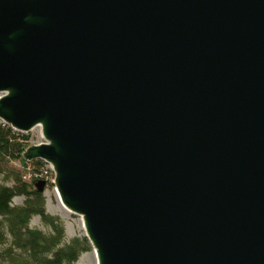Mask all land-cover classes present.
Instances as JSON below:
<instances>
[{"label": "water", "instance_id": "95a60500", "mask_svg": "<svg viewBox=\"0 0 264 264\" xmlns=\"http://www.w3.org/2000/svg\"><path fill=\"white\" fill-rule=\"evenodd\" d=\"M0 94L97 264H264V0H0Z\"/></svg>", "mask_w": 264, "mask_h": 264}, {"label": "trees", "instance_id": "16d2710c", "mask_svg": "<svg viewBox=\"0 0 264 264\" xmlns=\"http://www.w3.org/2000/svg\"><path fill=\"white\" fill-rule=\"evenodd\" d=\"M28 146V135L0 120V264H76L82 254L92 250V244L86 236L69 239L61 218L47 212L45 193L34 186L46 163L25 161ZM17 160L26 168L32 166V181L9 165ZM19 196L25 197L23 205L12 204ZM36 217L42 228L32 225Z\"/></svg>", "mask_w": 264, "mask_h": 264}, {"label": "rangeland", "instance_id": "374dc122", "mask_svg": "<svg viewBox=\"0 0 264 264\" xmlns=\"http://www.w3.org/2000/svg\"><path fill=\"white\" fill-rule=\"evenodd\" d=\"M41 128L40 127H37L35 128L34 130L30 131V132H27V134L25 135H28L29 136V143H38V142H44L45 140L41 137ZM9 165L11 167H13L14 169H18L20 170L21 172H23L24 174V178L25 180H27L28 182L29 181H32L31 177L34 176V173L32 171V166H28L27 168L25 167V165L22 163V161L20 160H17V161H11L9 163ZM54 176L55 174L54 173H50V175L48 176L49 177V183L52 182V179H54ZM54 188H55V184L54 186H52L51 184H49L47 186V191L49 192H52L54 193ZM46 197V203H47V212L49 214L50 211H56L58 210V202H57V199L56 197L54 196V194L49 198L47 197V195H45ZM25 201V197L23 196H19V197H16L14 200H13V203L14 205L16 206H19V205H23ZM53 215H56V216H59L61 218V220L64 222L65 226H66V235L69 239H72L76 236L78 237H85V234L83 233L82 231V228H81V223H80V216L78 215H74L71 217V219L67 222L64 218L61 217V215L59 214H54L52 213ZM32 225L34 227H37V228H42V225H41V219L39 217H36L32 220ZM93 251V248L92 250L84 253L81 255V258L78 260V262L81 260V264H94V258L93 256L91 255V252ZM78 262L76 264H78Z\"/></svg>", "mask_w": 264, "mask_h": 264}, {"label": "bare ground", "instance_id": "6f19581e", "mask_svg": "<svg viewBox=\"0 0 264 264\" xmlns=\"http://www.w3.org/2000/svg\"><path fill=\"white\" fill-rule=\"evenodd\" d=\"M54 193L52 192H49L47 191L45 193V195H47V197H51L53 194L54 196L56 197L57 199V202H58V210L57 212L55 211H50V213H54V214H59L61 215L62 218H64L67 222L71 219V217L73 216V214L71 213V211L67 208V206L65 205L64 202H62L61 198H60V195H59V192H57V189H56V186L54 188ZM80 223H81V228H82V231L83 233L85 234V223H83V218L80 216ZM91 255L93 256L94 258V264H97V261H98V255H96V252L95 250H93L91 252ZM82 260V259H81ZM81 260L78 262V264H81Z\"/></svg>", "mask_w": 264, "mask_h": 264}, {"label": "built area", "instance_id": "2783aa9c", "mask_svg": "<svg viewBox=\"0 0 264 264\" xmlns=\"http://www.w3.org/2000/svg\"><path fill=\"white\" fill-rule=\"evenodd\" d=\"M1 94H0V98H1ZM1 122L4 124V125H8L5 121L3 122L2 120H1ZM8 126H10V125H8ZM37 127H39V126H37ZM41 128V131H42V127H40ZM13 129V128H12ZM14 131H18V130H15L14 129ZM41 137L45 140L44 142H38V143H29V146H32V145H38V144H41V143H46V139L44 138V136H43V132L41 133ZM28 146V147H29ZM46 163V162H45ZM50 173H54L55 174V170H53V166H52V164H48V163H46V165H45V167H44V169H43V172H41L39 175H37V177H38V179H42V180H45V181H48L49 180V175H50ZM54 178H55V176H54ZM52 181L54 182V179H52Z\"/></svg>", "mask_w": 264, "mask_h": 264}]
</instances>
